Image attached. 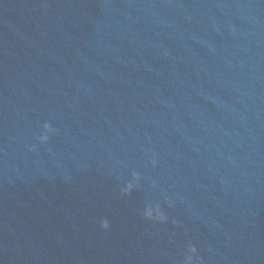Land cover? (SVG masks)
Listing matches in <instances>:
<instances>
[{
	"label": "water",
	"instance_id": "water-1",
	"mask_svg": "<svg viewBox=\"0 0 264 264\" xmlns=\"http://www.w3.org/2000/svg\"><path fill=\"white\" fill-rule=\"evenodd\" d=\"M189 246L264 264V0H0V264Z\"/></svg>",
	"mask_w": 264,
	"mask_h": 264
},
{
	"label": "clouds",
	"instance_id": "clouds-1",
	"mask_svg": "<svg viewBox=\"0 0 264 264\" xmlns=\"http://www.w3.org/2000/svg\"><path fill=\"white\" fill-rule=\"evenodd\" d=\"M54 131L55 130L52 128V126L49 123L45 122L42 125V130L37 137V142L39 144L47 143L50 136L54 133ZM29 151H36V145L30 146ZM151 162H152L153 166H155V164L157 163V160L155 159V157L152 158ZM133 179L139 180V176L136 173H133ZM133 187H134L133 184H131V183L127 184L123 190L124 194H127L128 191H130ZM144 216H145V218H148V219L155 218L156 220H159L161 222L166 220V216L162 213L159 205H155L151 208L145 209ZM101 227L104 229H107L109 227L108 221L103 220L101 223ZM187 252L190 253L191 255H187V254L185 255L184 264H192L193 256L196 254V249H195V247L189 246L187 249ZM198 259L199 258L197 257V260Z\"/></svg>",
	"mask_w": 264,
	"mask_h": 264
}]
</instances>
